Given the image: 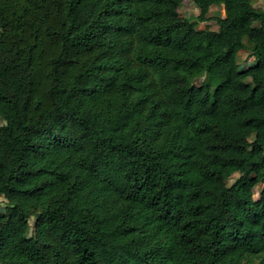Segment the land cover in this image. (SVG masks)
I'll list each match as a JSON object with an SVG mask.
<instances>
[{
	"label": "trees",
	"instance_id": "trees-1",
	"mask_svg": "<svg viewBox=\"0 0 264 264\" xmlns=\"http://www.w3.org/2000/svg\"><path fill=\"white\" fill-rule=\"evenodd\" d=\"M183 1L0 0V264H264V8Z\"/></svg>",
	"mask_w": 264,
	"mask_h": 264
},
{
	"label": "rangeland",
	"instance_id": "rangeland-1",
	"mask_svg": "<svg viewBox=\"0 0 264 264\" xmlns=\"http://www.w3.org/2000/svg\"><path fill=\"white\" fill-rule=\"evenodd\" d=\"M252 4L257 9H263L264 8V0H251ZM180 16L188 18L189 20H196V16L199 13V10L195 6V4L191 0H184L182 5L178 9ZM209 16H224V11L222 6L214 5L209 9ZM198 29L203 28H210V29H217V25L215 24L214 20L204 21L200 22L197 25ZM238 60L240 62V67L243 65H249L253 61L251 60V57L248 55L246 51H241ZM202 79H205V76L202 77ZM202 79L196 80L197 83H199ZM3 124V121L0 119V125ZM239 176L238 173H234L230 179L227 180V184H231L234 179H236ZM6 203V200L3 197H0V204L3 206ZM30 223V230L29 233H33V223H34V216H30L29 218Z\"/></svg>",
	"mask_w": 264,
	"mask_h": 264
},
{
	"label": "crops",
	"instance_id": "crops-1",
	"mask_svg": "<svg viewBox=\"0 0 264 264\" xmlns=\"http://www.w3.org/2000/svg\"><path fill=\"white\" fill-rule=\"evenodd\" d=\"M251 60H252V58H251Z\"/></svg>",
	"mask_w": 264,
	"mask_h": 264
}]
</instances>
